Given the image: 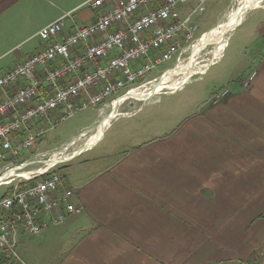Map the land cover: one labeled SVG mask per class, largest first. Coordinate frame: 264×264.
<instances>
[{"label":"crops","instance_id":"crops-1","mask_svg":"<svg viewBox=\"0 0 264 264\" xmlns=\"http://www.w3.org/2000/svg\"><path fill=\"white\" fill-rule=\"evenodd\" d=\"M88 1L0 0V74L40 50L37 32L63 14L76 13L65 33L73 20L94 21ZM255 30L224 94L184 115L149 110L158 99H146L110 121L76 156L90 155L57 171L81 213L20 231L6 264H264V19ZM38 145L30 152L56 148Z\"/></svg>","mask_w":264,"mask_h":264},{"label":"built area","instance_id":"built-area-1","mask_svg":"<svg viewBox=\"0 0 264 264\" xmlns=\"http://www.w3.org/2000/svg\"><path fill=\"white\" fill-rule=\"evenodd\" d=\"M206 3L89 0L88 7L96 11L94 21L73 20L71 32L65 33V20L72 15L63 14L37 32L47 42L40 50L0 74V249L5 257L17 256L20 231L36 234L82 211L74 201L73 187L53 170L64 159L41 161L87 130L52 151L27 152L48 129L77 110L98 106L103 116L92 131L107 114H103L106 108L116 112L108 124L137 111L141 105L119 110L131 99L128 92L158 79H148L154 69L160 71L173 57L179 61L180 54L193 46L199 29L194 17L205 11ZM185 4L190 6L182 16ZM102 133L86 147H80L79 140L71 148L79 147L65 159L91 148Z\"/></svg>","mask_w":264,"mask_h":264},{"label":"rangeland","instance_id":"rangeland-1","mask_svg":"<svg viewBox=\"0 0 264 264\" xmlns=\"http://www.w3.org/2000/svg\"><path fill=\"white\" fill-rule=\"evenodd\" d=\"M253 2L257 3V0H253ZM234 3V0H232L230 4L226 6H220L225 4V2L221 0H207L205 11L200 16L194 17V21H196L199 25V29L196 32L197 40L194 41L193 46L180 54L179 60L182 63L188 64L192 62L193 57L194 59L197 57L195 59L197 62L207 59V61H210L213 59H211L210 53V51L212 52L214 48L213 42L205 44V47L202 46L197 55V49L201 43L200 40L211 29L218 27L223 17L227 14L229 7ZM186 13L187 12H182V16H184ZM71 15L76 17V13ZM263 19L264 0L258 6L247 10L243 21L229 34L226 46L224 49H222V55L216 60V62L208 65L204 74L192 76L191 80L184 83V85L182 84L179 89L174 90L173 92H165L149 96L148 99L158 100L151 102L154 105L148 107V109L165 112L174 111L180 113V115H184L191 111V106L193 107L195 102H198L199 99L206 98L211 91L216 90L214 95H218L226 87L230 88V86H225L224 84H226L229 80L236 79L240 75V72L246 68L247 58L246 55L244 56V52L245 50L252 48L251 38L253 34L256 33L255 29H257V26H259V23ZM35 37L36 38H34V40H37L38 37ZM23 43L24 42L20 43L19 47L22 46ZM7 57H10V55ZM177 64V59L173 57L161 67L160 71H156L154 69L148 79L156 76H163L175 68ZM221 85L224 86L219 87ZM144 98H146L144 95H138L128 99L123 104V108L119 111L124 112L136 109L142 103H145L144 100L136 99ZM108 111L109 109L106 108L105 111H103V114ZM102 116L103 115L99 113L98 106L77 110L71 117L59 122L54 128L48 129L43 138L38 141L40 144L38 145V149L53 148L55 146L56 148H59L64 143L63 140H69L73 135H78L80 131L87 130V132H90L94 130L95 123ZM71 150L72 148H69L68 152ZM33 152L34 151H32V153ZM29 153L31 154V152L28 151L26 155ZM90 154L91 153L82 154L81 156H76L71 160L59 163L53 170L63 173L66 170H69L80 164Z\"/></svg>","mask_w":264,"mask_h":264},{"label":"bare ground","instance_id":"bare-ground-1","mask_svg":"<svg viewBox=\"0 0 264 264\" xmlns=\"http://www.w3.org/2000/svg\"><path fill=\"white\" fill-rule=\"evenodd\" d=\"M262 1L263 0H257V3H255L253 2V0H234L235 3L229 7L227 14L223 17L218 27L211 29L201 38V43L199 44V48L197 49V55L202 46L209 42H213L214 48L212 52L210 51L211 59L213 58L212 60L207 61V59L197 62L195 60L197 57L195 59L193 57V61L188 64H184L179 60L175 68L159 77L157 80L152 81L138 89L131 90L126 96L132 98L134 96L144 95L146 97L151 94L153 95L165 92H173L174 90L179 89L182 84L184 85V83L191 80L192 76L204 74L208 65L213 64L220 57L223 46L229 34L234 29V27L237 26V24L243 21L247 10L252 7L258 6ZM115 114L116 112L114 109L107 112V114L101 119L95 131L88 133L85 132L80 136L75 137L73 141L68 143L65 147L57 150L55 153H51V157L49 159H42L41 162L50 164L65 158H69L74 151L73 149H75L76 147L72 148V150L68 152L69 148H71L79 140H82V143L79 144L80 147H86V145L89 146L96 140V137L103 131L104 127L107 126L110 117Z\"/></svg>","mask_w":264,"mask_h":264},{"label":"trees","instance_id":"trees-1","mask_svg":"<svg viewBox=\"0 0 264 264\" xmlns=\"http://www.w3.org/2000/svg\"><path fill=\"white\" fill-rule=\"evenodd\" d=\"M7 259H5L4 255L2 254L1 258H0V264H6Z\"/></svg>","mask_w":264,"mask_h":264},{"label":"water","instance_id":"water-1","mask_svg":"<svg viewBox=\"0 0 264 264\" xmlns=\"http://www.w3.org/2000/svg\"><path fill=\"white\" fill-rule=\"evenodd\" d=\"M253 8H254V7H253ZM237 25H238V24H237ZM235 27H236V26H235ZM235 27H234V28H235ZM70 159H71V158H70ZM67 160H69V159H64V160H62V161H60V162H64V161H67Z\"/></svg>","mask_w":264,"mask_h":264}]
</instances>
